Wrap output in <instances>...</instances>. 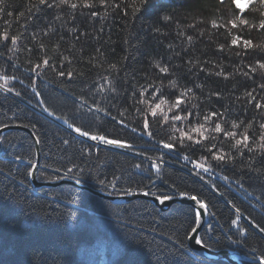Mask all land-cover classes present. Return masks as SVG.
I'll return each mask as SVG.
<instances>
[{
	"label": "trees",
	"instance_id": "trees-1",
	"mask_svg": "<svg viewBox=\"0 0 264 264\" xmlns=\"http://www.w3.org/2000/svg\"><path fill=\"white\" fill-rule=\"evenodd\" d=\"M58 2L0 5V34L21 37L15 46L0 39V74L15 77L7 85L12 91L0 87V128L22 125L35 134L42 156L39 179L67 177L111 194L196 195L208 205L210 222L201 234L207 246L264 259V148L259 146L264 107H256L264 104L259 87L264 69L256 63L264 62V29L258 26L264 4L252 0L244 10L243 18L256 27L232 28L227 21L239 10L231 0H152L149 11L135 15L133 0H88L94 7L71 0L76 9L56 7ZM165 15L172 19L163 20ZM236 36L241 40L232 45ZM244 40L252 46L245 48ZM160 98L181 101L171 112L162 105L166 122L159 110L152 117L141 102L154 106ZM216 123L234 131L235 139L247 131L248 147H233L235 139L214 132ZM199 125L207 139L193 131ZM75 127L131 147L98 145ZM162 142L175 147L165 149ZM220 150L223 162L212 157ZM201 156L211 166L208 172L195 167ZM35 160V142L27 132L3 136L0 264H229L188 248L196 223L190 206L162 212L145 200L113 204L70 185L36 190L29 180Z\"/></svg>",
	"mask_w": 264,
	"mask_h": 264
},
{
	"label": "snow or ice",
	"instance_id": "snow-or-ice-1",
	"mask_svg": "<svg viewBox=\"0 0 264 264\" xmlns=\"http://www.w3.org/2000/svg\"><path fill=\"white\" fill-rule=\"evenodd\" d=\"M105 2H106V0H100L101 4H104ZM231 2L234 5L235 9H238L239 12L237 14L233 15V17L227 21V24H230L232 28H236L238 26L256 27L255 24H250V21L248 19L243 18L245 5L241 4L240 0H231ZM4 3H5V0H0V5H3ZM219 3L223 4L224 0H219ZM251 3H252V0H249V4H251ZM260 3L264 4V0H260ZM39 4H41V5L48 4V0H39ZM61 5H68L71 9H76L78 7L77 3L71 2V0H59V2L55 6L56 7H60ZM83 6L84 7H94L95 5L92 4V3H89L88 0H84ZM48 7H52V5L48 4ZM116 7H119V5H116ZM152 7H153L152 0H133V13L132 14L135 15L137 12H140L141 10H143L144 12H147ZM2 11H3V9L0 8V12H2ZM29 11H31V9H29ZM127 14L128 13H125V15H127ZM20 15L23 16L24 13H20ZM96 15H98V13H96V12H92L91 13V16H96ZM261 15L264 16V13H262ZM171 19H172V17L168 16V15H165L163 17V20H165V21H170ZM211 23H212L213 27H219V25H217L215 20H212ZM258 26H259L260 29H264V18L259 19V25ZM72 31H76V29H72ZM156 31L159 32L160 29L157 28ZM20 38L21 37H20L19 34L10 35L7 31H5L2 34H0V39H2L5 42L10 40L13 46L16 45L17 41ZM189 39H191V37H189ZM240 40H241V37L240 36H236V37H234L231 40V44L232 45H237ZM252 43L253 42L251 40H244L243 41V44H244L245 48L251 47ZM41 47H43V45H41ZM221 48H223V45H221ZM65 59H67V57H65ZM42 63H43L44 66H48L49 65V60L48 59H43ZM256 63L259 65L260 69H264V62L256 61ZM40 67H41V64L37 63L36 64V68L39 69ZM111 67L115 68V65H112ZM157 67L160 68V71L163 72V73H167L168 72V68L166 66L165 67H160V65L157 64ZM249 67H251L252 73L256 72V70H257L256 67L251 66V65ZM59 74L61 76L65 75V73L63 71H61ZM68 74L71 75V73H68ZM221 74L222 73H217V75H221ZM244 75L247 76V75H249V73L245 72ZM11 79H15V77H9L7 75L0 74V80L4 81L3 85H0V87H4L8 91H12V89L7 87L8 82ZM109 83H111V82H109ZM259 87L262 90H264V84L259 85ZM188 91H191V90H188ZM253 91H255V89H253ZM16 94L20 95L19 92H17ZM246 95L250 96L252 100H256V96H253L252 92H248V93H246ZM261 99L264 100V97H262ZM141 102L144 103L145 105H148V111L151 113L152 117H156L157 116V111L159 110L161 112V115H163V118H164L165 122L168 120V116H167L166 113H164L162 105H169L168 106V111L171 112L174 107H179V105L181 103L179 98H177L175 103H173V104H169V101L167 99H165V98H160L159 102L155 103L154 106L150 105L147 100H143ZM256 107H258V108L264 107V104H261L260 102H257ZM45 110H47V109H45ZM189 115H190V113H189ZM216 115H217L216 112L211 113V116H216ZM186 118L187 117H183V119H186ZM173 119L174 120H181L182 117L180 115H175L173 117ZM204 119L207 121V120L210 119V116H205ZM148 127H149V122H148V119L145 118V120H144V128H148ZM233 127L234 128L235 127H239V125H237L235 122H233ZM247 127L251 128L252 125L249 124ZM260 127H261V129H264V124H261ZM202 129H204V125H199V126L193 128V131L199 133V135L201 137H203L204 139H207V137L204 136V131H202ZM75 131L81 133L84 136L91 135L88 131L82 130L80 127H75ZM214 132H216V133L223 132L226 137L233 138V139H235V137L237 135L234 131H231V130L225 131L221 127L220 123H216L215 124ZM148 134L151 135L150 132ZM184 135L186 136V138L188 140H190V141L193 140V137L191 135H188L187 133H185ZM91 139L92 140H99V141H102L103 143L109 144V145H117V146H120V147H131V145H128V144H126V143H124V142H122V141H120L118 139H109V138H107L104 135H91ZM212 139L215 140L216 137L213 136ZM248 139H249V137L247 135V131H245V133L243 134V137L241 139H235V144L233 145V147H236V146H239V145L243 144V146L245 148H247L248 147V143H247ZM260 141H264V134H262L260 136ZM162 143H163V147L165 149L171 150V149H173L175 147L171 143H164V142H162ZM194 143L201 144L202 140L201 139H196L194 141ZM259 146L264 148V143L260 144ZM212 147H215V145L213 144ZM249 150L251 151V149H249ZM209 151H211V148H209ZM242 154L243 153H241V155ZM212 157L216 161L223 162V161H225L226 154H224L223 151L220 150L219 152L213 153ZM17 158L19 159V157H17ZM184 158L188 159L187 156H185ZM228 158L231 159V157H228ZM160 159L162 160L163 158L160 157ZM29 163H31V161ZM136 167H140V165H136ZM152 167L155 168L157 172H160V170H161L160 169V165L158 163H154L152 165ZM195 167L198 168V169H202L204 172H208L210 170L211 166H210V164H207V157L201 156L200 157V161L195 163ZM33 171H35V168H33ZM225 179H227V177H225ZM148 194H149L148 192L144 193V195H148ZM179 195L181 197H187L188 199H190L192 201H195V203L197 205H199V209L194 210V212H195V218L196 219H200L201 218V212L203 210H206L208 205L204 201L200 200L196 195H191V194H189L187 192H180ZM156 198L160 201L161 204L165 203L166 201H170V200L173 199L172 196H168V195L157 196ZM191 231L193 233H196L197 229L196 228H192ZM261 231H264V228H262ZM196 243L198 245L205 246V242L203 241V239L196 240Z\"/></svg>",
	"mask_w": 264,
	"mask_h": 264
},
{
	"label": "water",
	"instance_id": "water-1",
	"mask_svg": "<svg viewBox=\"0 0 264 264\" xmlns=\"http://www.w3.org/2000/svg\"><path fill=\"white\" fill-rule=\"evenodd\" d=\"M12 130H20L27 132L35 142V154L36 160L32 166L30 172V183L36 190H41L44 188H53L61 185H70L80 190H85L99 198L110 201L113 204H125L134 200H145L153 204L156 208H158L162 212H166L170 210L174 205H186L190 206L193 210L199 209V205L188 199L187 197H181L180 195L172 196L173 199L170 201H166L161 204L160 201L156 198V195L148 194L144 195L145 192H131L126 194H111L108 192H104L100 189L93 188L87 184L81 183L71 178H62L56 181H43L39 179V170L41 165V147L40 143L35 136V134L27 127L22 125H6L0 128V151L2 148V139L3 136ZM35 168V171H33ZM209 211L208 208L201 212V218L196 219V223L194 228L197 229L196 233L191 231L190 235L187 239L188 248L197 256L205 258L211 261H224L229 264H264V259L259 257H251L246 254H243L232 248H223V249H214L210 246H201L196 243V240L201 239V234L209 224Z\"/></svg>",
	"mask_w": 264,
	"mask_h": 264
},
{
	"label": "rangeland",
	"instance_id": "rangeland-1",
	"mask_svg": "<svg viewBox=\"0 0 264 264\" xmlns=\"http://www.w3.org/2000/svg\"><path fill=\"white\" fill-rule=\"evenodd\" d=\"M240 2H241V4H243V5H245V9L248 7V5H249V0H240ZM36 109V108H35ZM38 110V109H37ZM41 113H44L43 111H40ZM43 115H45V116H47L48 118H50L51 120H54L55 122H57V123H60L61 121H59V120H57L56 118H53L54 116H52L51 117V114L50 115H48V114H43ZM63 126H64V124H63ZM98 145H102L103 143L101 142V141H99L98 143H97ZM114 149H120V147H113ZM208 226V225H207ZM206 226V227H207ZM206 229V228H205ZM204 229V230H205Z\"/></svg>",
	"mask_w": 264,
	"mask_h": 264
}]
</instances>
